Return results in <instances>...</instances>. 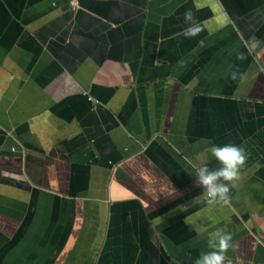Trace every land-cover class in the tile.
Segmentation results:
<instances>
[{
  "label": "crops",
  "instance_id": "crops-1",
  "mask_svg": "<svg viewBox=\"0 0 264 264\" xmlns=\"http://www.w3.org/2000/svg\"><path fill=\"white\" fill-rule=\"evenodd\" d=\"M68 3L0 0V264H195L217 231L264 264V0ZM211 144L246 153L227 204Z\"/></svg>",
  "mask_w": 264,
  "mask_h": 264
},
{
  "label": "clouds",
  "instance_id": "clouds-1",
  "mask_svg": "<svg viewBox=\"0 0 264 264\" xmlns=\"http://www.w3.org/2000/svg\"><path fill=\"white\" fill-rule=\"evenodd\" d=\"M184 22L188 24L184 30L185 37H195L200 32V27L193 18L191 11L184 13ZM206 151L216 161L217 166L209 168L207 163H202L195 167L191 173L197 185L202 189L200 197L207 204H227L229 202L228 192L229 183L240 178V169L246 160V153L243 147L233 144H225L217 146L211 144ZM196 199V197H195ZM207 247L211 251L203 252L196 259L195 264H223L225 260V252L229 248H233L232 236L230 233L217 231L208 239Z\"/></svg>",
  "mask_w": 264,
  "mask_h": 264
},
{
  "label": "built area",
  "instance_id": "built-area-1",
  "mask_svg": "<svg viewBox=\"0 0 264 264\" xmlns=\"http://www.w3.org/2000/svg\"><path fill=\"white\" fill-rule=\"evenodd\" d=\"M69 7L72 11H75L77 9V0H68ZM87 101L92 102V98H87ZM12 151H15L12 149Z\"/></svg>",
  "mask_w": 264,
  "mask_h": 264
}]
</instances>
